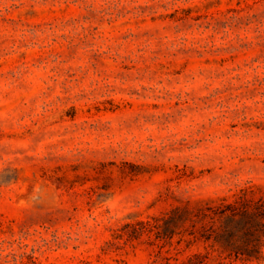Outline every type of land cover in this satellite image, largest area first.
<instances>
[{
	"label": "rangeland",
	"instance_id": "374dc122",
	"mask_svg": "<svg viewBox=\"0 0 264 264\" xmlns=\"http://www.w3.org/2000/svg\"><path fill=\"white\" fill-rule=\"evenodd\" d=\"M189 261L264 264V0H0V264Z\"/></svg>",
	"mask_w": 264,
	"mask_h": 264
},
{
	"label": "trees",
	"instance_id": "16d2710c",
	"mask_svg": "<svg viewBox=\"0 0 264 264\" xmlns=\"http://www.w3.org/2000/svg\"><path fill=\"white\" fill-rule=\"evenodd\" d=\"M137 235H139L138 233H135L134 234H129V239H135L137 238ZM189 264H191V261H189Z\"/></svg>",
	"mask_w": 264,
	"mask_h": 264
}]
</instances>
